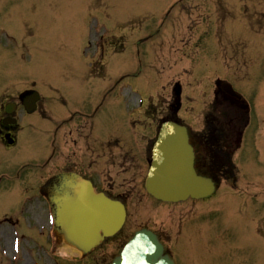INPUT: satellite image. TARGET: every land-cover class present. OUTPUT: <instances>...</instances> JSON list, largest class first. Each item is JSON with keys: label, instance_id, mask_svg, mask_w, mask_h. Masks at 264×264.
Listing matches in <instances>:
<instances>
[{"label": "rangeland", "instance_id": "374dc122", "mask_svg": "<svg viewBox=\"0 0 264 264\" xmlns=\"http://www.w3.org/2000/svg\"><path fill=\"white\" fill-rule=\"evenodd\" d=\"M239 1L1 0L0 62L8 61L1 66L7 69L12 63L16 72L20 68L19 59L24 57L22 62H28L26 51L23 50H31V58L34 59L32 68L36 74L31 81L49 83L50 88H54L48 91V95L53 105L63 110L59 111L61 116L73 109L81 112L91 106L94 109L102 100L106 86L125 77L117 85L124 96L116 94L106 106L107 111L102 116L103 129L99 134L101 137L103 133L104 152L113 153L115 145L108 147L105 143L118 140L125 142L123 147L130 146L129 140L136 132L132 122L136 118L142 119V116L136 115L134 100L139 98L149 101L154 98L151 101L157 106L152 111L157 125L165 114V103L170 101L172 88L176 84L179 85L184 122L192 130L200 128L203 120L201 112L205 111L211 82L218 76V72L224 74L223 71L208 68L214 61L229 67L227 77L232 76L236 82H241L240 86L247 90L245 97L249 100L251 89H261L264 94V39H257V34L254 33L248 36L245 31L235 27L230 35L233 34L236 40L253 45L255 52L249 55L247 63V59L245 61L243 58L239 64H235L237 61L232 58L225 65L222 62L224 56H219L221 35L227 33L220 29V22L224 25L232 22L231 16L237 17L234 22H239L242 11H249L253 6L252 2L256 0ZM263 8L264 4L261 9ZM261 9L258 11L263 12ZM1 22L8 23L10 27ZM13 22H38V29H29L21 39L14 36ZM3 32L12 37L5 36ZM99 38V44L103 48L102 59L94 67L97 73L94 76L91 74L94 71L89 72L88 67L90 58L95 55L93 42L98 44ZM181 38L178 50L177 41ZM89 42H92V46L87 49L86 43ZM243 46L245 50L246 44ZM28 55L30 57V53ZM233 65H237L235 70H231ZM25 68V64H22V69ZM19 76L21 75L16 76L17 80ZM12 82L13 80H6L7 84ZM61 99L66 101L65 110L60 105ZM202 102L205 106H202ZM42 111L46 119L54 120L49 112L47 114L43 108ZM199 111L201 116L198 115ZM259 113L261 116L256 115L257 119H253L247 131V140L236 156L240 173L239 192L228 190L222 184L223 196L216 194L209 204H161L145 196L141 182L146 166L139 164L135 168V164L126 180H133L130 187L122 185L121 178L120 181L118 177L115 178L118 185L115 195L121 196L125 192L124 200L128 203L123 229L111 241L105 242L91 253L88 260L82 259L81 262L75 256L71 257L70 252L65 253L57 246L52 254L45 244L49 242L46 240L48 235L36 227L37 220L43 214L39 208L42 206L45 209L46 206L43 200L39 199L37 203L36 196L29 191L26 194L23 190L32 189L33 184L45 175V171H33L27 165L31 166L32 162L40 160L41 151L49 150L43 146L40 129L31 131L26 128L18 136L17 147L4 149L0 146V157L6 162L2 164L3 171L0 172L5 176V181H2L5 183L0 181V264H56L54 260L58 259L69 264H108L134 230L143 226L155 229L161 235L168 251H175L173 257L178 264H189L191 259H205L208 264H240L243 259L241 249L246 254H251L249 261L253 262L258 255L260 263L264 264V124L257 122L259 119L263 120L264 116L262 112ZM74 122L76 121L64 126L58 134L54 166L65 161L72 147L71 135L67 132H74ZM105 131L109 133L106 137ZM44 160L45 158L42 159ZM16 164L22 168L25 165L26 168L21 172L16 167H10ZM100 170L98 166V171ZM131 192L133 194L130 195ZM214 209L217 213L206 215L211 214ZM197 213L204 216L194 217ZM181 216H184L182 222L192 217L194 221H187L186 228H183V232L187 231V234L176 241L174 247V230L177 229ZM214 219L217 226L213 231L218 239L209 243L210 234L205 230L209 229L207 221L212 223ZM197 226L202 229H197L199 233L194 236L197 241H191L188 235ZM15 238L19 245L17 251L14 249ZM207 247L214 250L212 257L204 255Z\"/></svg>", "mask_w": 264, "mask_h": 264}, {"label": "water", "instance_id": "95a60500", "mask_svg": "<svg viewBox=\"0 0 264 264\" xmlns=\"http://www.w3.org/2000/svg\"><path fill=\"white\" fill-rule=\"evenodd\" d=\"M168 155H171V160L168 159ZM192 162L193 153L188 146L185 129L165 123L152 152V164L146 181V190L155 198L168 202H177L188 196L192 198L207 196L212 191V184L195 175ZM173 164L174 168L170 169ZM86 204L90 202L86 201ZM117 209L122 212L120 205ZM100 211L105 219L112 215L104 208L95 210V208L87 207L85 217L87 220L93 219ZM101 212L100 215H102ZM100 223L101 221L97 219V224L101 226ZM118 227L119 218L113 227L106 228L103 223L99 228L102 229L104 235H110ZM113 264L173 263L167 257L162 256V249L153 235L148 232H139Z\"/></svg>", "mask_w": 264, "mask_h": 264}, {"label": "flooded vegetation", "instance_id": "af4514ba", "mask_svg": "<svg viewBox=\"0 0 264 264\" xmlns=\"http://www.w3.org/2000/svg\"><path fill=\"white\" fill-rule=\"evenodd\" d=\"M221 94V96H219ZM219 96V99H218ZM18 97V95H17ZM2 102L5 104H12L13 113L11 115H7L5 113V106L4 104H0V120L5 118L16 119L19 113H21V106L18 100H8L6 98L2 99ZM229 103L228 97L219 89L215 92V99H214V106H212L211 111L208 113L207 119V131L192 133L189 132L190 143L194 146L195 151L200 150L202 152L210 151V150H218L225 152L233 149L234 146L239 141V123L241 121V108L235 109L232 107L231 104H224ZM176 103L180 105L179 97H176ZM91 106V104H88ZM225 106L226 111L228 114L224 113L219 116L216 115L218 113L219 106ZM231 106V107H230ZM79 111V110H78ZM83 112H76V119L74 120V132L68 130L67 134L71 135V143L73 149L76 147L79 148L78 150V157L74 156L76 152L73 150L70 152L68 151L67 157L65 161H63L60 165H52V169H50L48 176L45 180H43L42 185L47 182V188H44L42 192L47 194L49 189L53 187L55 183V177L60 174H75L81 176L82 178H86L85 176V159L86 154L89 152L91 158L96 156V159L100 158L101 155V146H100V118L97 116L99 111V106H95L92 109V106L87 110H82ZM41 112V108L37 105V112ZM224 112V111H223ZM174 113H176V108L174 109ZM75 117V116H74ZM174 117V116H173ZM74 119V118H73ZM83 122V124H81ZM71 124V118L68 119V122L64 124V126ZM59 127V126H58ZM57 127V129H58ZM146 129L143 135V142L144 145L142 149L144 153L148 152L149 146L151 144V136L149 133L150 125L144 126ZM16 127L12 125L0 126V133L1 135H10L13 136ZM57 133L55 131L54 137ZM93 145L94 147L88 146ZM75 157V158H74ZM74 158V160H72ZM92 177V176H91ZM91 180V179H90ZM93 180V178H92ZM91 180V181H92ZM93 183V181H92ZM40 187V186H39Z\"/></svg>", "mask_w": 264, "mask_h": 264}, {"label": "bare ground", "instance_id": "6f19581e", "mask_svg": "<svg viewBox=\"0 0 264 264\" xmlns=\"http://www.w3.org/2000/svg\"><path fill=\"white\" fill-rule=\"evenodd\" d=\"M170 158H171V155H168V159H169V160H171ZM174 164H175V163H174ZM174 164L171 166L170 169H173V168H174ZM83 189H84V188H83ZM85 189H86V190H85ZM85 189H84V191H86V192L88 193V196H91L88 187H87V188L85 187ZM93 204H95V203H93ZM101 204L105 207V208H104L105 211H108V212L111 211V214L113 215V217H114V216L116 217V215L119 214L118 210L114 208L115 206H116V207L119 206L118 203H115V204H114L115 206L112 205V204H109V205H108V203H107L105 200L102 199ZM98 215H100V214H98ZM112 215H111V217H109V220L112 219ZM100 216H101V215H100ZM76 217H77L78 219L83 220V221H82V223H83V224H82V227L84 228L85 231H87V230L89 229V220H86L85 216H81L80 214H77ZM96 217H97V215H96ZM100 220H101V219H99V221H100ZM103 220H104V219H103ZM86 239H87V238H86Z\"/></svg>", "mask_w": 264, "mask_h": 264}]
</instances>
